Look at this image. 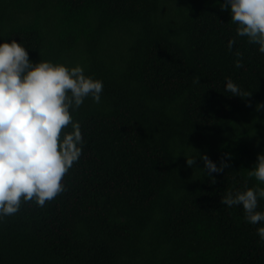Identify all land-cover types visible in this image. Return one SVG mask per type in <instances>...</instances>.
Returning <instances> with one entry per match:
<instances>
[{
    "label": "trees",
    "instance_id": "obj_1",
    "mask_svg": "<svg viewBox=\"0 0 264 264\" xmlns=\"http://www.w3.org/2000/svg\"><path fill=\"white\" fill-rule=\"evenodd\" d=\"M223 3L0 0V42L103 82L99 104L72 112L83 146L65 190L0 219V264H264L261 225L220 203L264 187L248 176L264 152V54ZM229 78L251 95L225 91ZM199 154L229 167L213 182Z\"/></svg>",
    "mask_w": 264,
    "mask_h": 264
},
{
    "label": "clouds",
    "instance_id": "obj_2",
    "mask_svg": "<svg viewBox=\"0 0 264 264\" xmlns=\"http://www.w3.org/2000/svg\"><path fill=\"white\" fill-rule=\"evenodd\" d=\"M220 7L229 11L236 35L264 54V0H224ZM235 42L229 40L230 51ZM235 67H243L242 61L238 59ZM194 83H199L198 77ZM225 91L238 97L251 95L242 93L230 78ZM102 92L103 82L85 75L80 65L69 67L42 59L34 63L17 40L0 42V219L16 214L22 202L34 201L43 207L65 190L63 178L78 162L83 146L81 125L72 112L88 98L99 104ZM256 108L264 109V103ZM185 159L189 167L197 160ZM199 159L204 162L202 170L211 177L229 167L230 157L219 166L206 154H199ZM248 176L264 184V152L257 154ZM262 199L264 187H245L229 191L220 203L242 206L245 220L261 225L256 233L264 241V211L258 210Z\"/></svg>",
    "mask_w": 264,
    "mask_h": 264
}]
</instances>
